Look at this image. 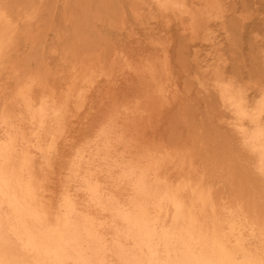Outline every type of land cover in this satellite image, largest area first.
<instances>
[{
  "label": "bare ground",
  "instance_id": "6f19581e",
  "mask_svg": "<svg viewBox=\"0 0 264 264\" xmlns=\"http://www.w3.org/2000/svg\"><path fill=\"white\" fill-rule=\"evenodd\" d=\"M0 264H264V0H0Z\"/></svg>",
  "mask_w": 264,
  "mask_h": 264
}]
</instances>
